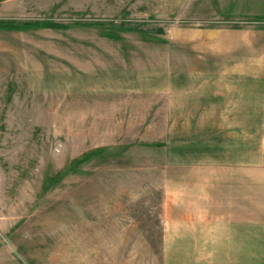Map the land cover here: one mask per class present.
Masks as SVG:
<instances>
[{
  "label": "rangeland",
  "instance_id": "obj_1",
  "mask_svg": "<svg viewBox=\"0 0 264 264\" xmlns=\"http://www.w3.org/2000/svg\"><path fill=\"white\" fill-rule=\"evenodd\" d=\"M0 264H264V0H0Z\"/></svg>",
  "mask_w": 264,
  "mask_h": 264
},
{
  "label": "crops",
  "instance_id": "obj_2",
  "mask_svg": "<svg viewBox=\"0 0 264 264\" xmlns=\"http://www.w3.org/2000/svg\"><path fill=\"white\" fill-rule=\"evenodd\" d=\"M204 199L193 200L191 205V209L183 210V206L181 210L173 215L169 216V219L165 220V231H164V248H169L173 246L183 247V246H192L195 247L196 242L205 243L208 242L207 236L198 235L197 233L208 234L211 230V233L214 234L218 229L215 228L216 223V215L213 214V210H215L216 205L214 203L209 206L206 203V200L211 197L209 194H203ZM171 205V204H170ZM183 205V204H182ZM229 210L232 209L231 205L226 206ZM235 209L231 211L234 215H228L224 219H220L219 225L220 229L219 233L223 234L222 239H224L225 243H233L231 245H227L226 247L232 248H240L243 246L246 249V241H247V219H246V208L241 209V205L237 208L235 204ZM210 208L212 209L210 215ZM177 210H180L176 207ZM239 213V214H237ZM243 215V217H242ZM212 228V229H211ZM192 242V245L189 243ZM245 243V245L242 244ZM241 243V244H238ZM207 245L206 243L201 246Z\"/></svg>",
  "mask_w": 264,
  "mask_h": 264
},
{
  "label": "trees",
  "instance_id": "obj_3",
  "mask_svg": "<svg viewBox=\"0 0 264 264\" xmlns=\"http://www.w3.org/2000/svg\"><path fill=\"white\" fill-rule=\"evenodd\" d=\"M6 27V26H5ZM7 27H9V26H7ZM11 27H15V26H11Z\"/></svg>",
  "mask_w": 264,
  "mask_h": 264
}]
</instances>
